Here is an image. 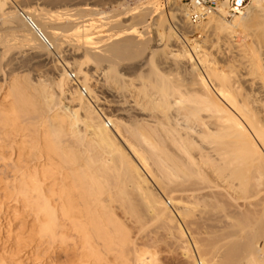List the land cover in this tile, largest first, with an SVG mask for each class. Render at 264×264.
Listing matches in <instances>:
<instances>
[{
  "label": "bare ground",
  "instance_id": "obj_1",
  "mask_svg": "<svg viewBox=\"0 0 264 264\" xmlns=\"http://www.w3.org/2000/svg\"><path fill=\"white\" fill-rule=\"evenodd\" d=\"M98 1L48 0L65 8L60 15L30 7L32 0H0V55L11 53L12 61L26 55L49 61L62 55L64 45L79 55L63 67L51 60L57 76L50 86L15 79L8 88L12 108L0 106L4 129H15L23 118L27 131L38 137L28 143L31 164L21 154L28 148L25 139L18 151L11 148L17 159L0 147L3 183L34 218L35 238L68 254L63 263L56 257V264H156L157 247L144 239L147 246L141 248L136 238L149 214L179 243L190 264H264V0H251L246 12L231 20L212 14L197 27L191 26L183 6L174 14L185 32L179 39L158 15L157 1L136 0L131 6L112 0L120 10L112 15L99 9ZM21 10L57 53H48L50 47ZM54 18H62L64 26L52 27ZM152 27L159 44L149 51ZM189 33L200 34V42L190 41ZM236 34L244 37L238 53H230ZM190 44L188 51L185 45ZM138 54L145 70L141 83L152 88L129 111L143 116L132 115L129 122L96 111L93 99L99 98L90 80L98 73L87 71L101 70L110 85L116 76L118 81V64ZM160 59L171 73L182 75L179 88L170 72L168 78L159 75ZM72 68L82 79L75 85L81 84L90 97L84 98L78 87L72 90L67 72ZM8 169L14 170L10 177ZM209 205L218 229L213 238L208 236L211 241L201 237L208 226L199 215ZM135 223L139 236L133 233ZM221 246L225 252L218 253ZM5 260L0 264H18Z\"/></svg>",
  "mask_w": 264,
  "mask_h": 264
},
{
  "label": "rangeland",
  "instance_id": "obj_2",
  "mask_svg": "<svg viewBox=\"0 0 264 264\" xmlns=\"http://www.w3.org/2000/svg\"><path fill=\"white\" fill-rule=\"evenodd\" d=\"M9 1H11L10 3H13V0H9ZM96 1H98V0H96ZM101 1L102 0H99L98 1V3H99L98 4V8L101 9V10H103V11H105V13H108L109 12L108 14L109 15H112V14L118 13L120 11V10H118L119 8L117 6H114L115 3L112 2V0H108V1L107 0H104V2H101ZM109 1H111L112 3L109 2ZM120 1H122V0H117V2H120ZM153 1H157L159 3V5H160L159 11H158V15L160 14V15H162L165 18L167 24H169L172 27V29H173V31L175 33V36L178 39L179 38H182L183 37V33H185V32H183L180 29V26L178 25V23L175 22V20H174V14L178 13L179 12V9L184 6V4H185L184 0H153ZM135 2H136V0H126V4H129L131 6H134L135 5ZM53 5H52V3H49L48 0H32V3L30 5V7H34V6L37 7L38 6L39 8L41 7V8H44L46 10L49 9V11L52 10V13H57L55 11L58 10V11H61L59 13L60 15L65 13L64 11H62L63 8H64L63 6H62L63 8H60L57 5H56L57 6L56 7L55 4H53ZM20 8H22V7L20 6ZM184 9H185V7H184ZM61 19L62 18H60V19L59 18L58 19L57 18H54V21H56V22H53L52 27L54 26V27H56L58 29L60 28V26L63 27L64 25H62V22H61L62 20ZM205 22H207V20H205ZM57 23H58V25H56ZM190 24L193 27H197L198 25H201L202 23L197 24V25H194V24H192L190 22ZM106 28L103 29V30L106 33H111V31L110 32H107L108 30ZM147 36L149 37V41H150L149 42L150 45H149V48H148L149 51H150V49L151 48H154V46L156 44H159V41L157 42V40H159L158 32H157V30H155L154 27H152L151 32ZM200 36H201L200 34L198 35L196 33H192V34L189 33L188 34V39L190 41H196L197 43H199L200 42L199 41L200 40V38H199ZM243 37H244V34H236V35H234L230 53H234V52H237L238 53V50H239L238 44L242 42ZM190 46H192V45L191 44L188 45V46L185 45V47L187 48L188 51L191 48ZM64 47H65V45H64ZM64 47L62 46V48L60 50L61 51L60 54L62 53V55H60V57H58L55 60H54V58L51 59L54 62V64L55 63H59L60 66H62L65 62L72 61V59H75V57H79V55L76 54V53H74L70 49V47H66L67 49L66 48L63 49ZM68 48H69V50H68ZM48 53L50 55H54L55 54V53L52 54L51 51H49ZM190 53H191V51H190ZM138 55H135V57L133 59H131V58L128 59L127 61H125V63L121 62V63H119L120 65L118 64V67L116 68V70L118 69L117 70V73H119V74L116 73L118 75V81H116L117 80V76H116V78H115L116 80L113 81V79H112V83H110V85H109V83H107L105 77H103V74L102 75L100 74L102 72L101 70H100L101 71L100 72L99 70L91 67L92 70L87 71V72H89L90 75L92 74V72H95V71H97V73H98L96 75L94 74L97 79L95 77H93V78L91 77L92 79L90 80L91 81L90 82V85L94 89V91L96 92V94H97V96L99 98L98 100L97 99L96 100L93 99L95 103L93 102L92 105L95 106L96 111H98V112L100 111L103 115H105L107 117L109 116V118H115V117L118 118L120 116V118L124 119V121H129V122H131V120L133 121V119H134V118H132L133 116L134 117H139V116L142 117L143 116L142 114L139 115L137 112L134 113L132 110L131 111L133 113H131V111H129L130 110V107L129 106H131V108H133V106L135 105V103L136 102H139L141 99H143L145 97V95H146V92L149 91V90H151V88H152V85H151V87L148 86L147 87L148 90H147V88L145 89V86H143L142 83H141V80L139 78V75H140V73H142V71H145V70L143 68L144 65L142 64L143 63V56L140 55V54H138ZM5 56L0 55V61H1L0 62V106H1V104H3V106H1V107H3V109L6 110V111H9L12 108V105H13V102H14V100H13L14 98L10 96L11 95V90H9L8 88H10V84H12V82L15 79H18L19 81L22 80L21 82H23L24 79L27 77V80L30 81L31 83H35V85L36 84L38 85V84H40V82H42V84H45V85H49L50 86V84L52 85L53 80L57 76V74L55 73V71L53 69V64H52V61L51 60H49V61H42L41 62V60L36 59L35 57H33V55L32 56L26 55L24 57L25 59L22 58V59H20L21 61L18 60L19 61L18 62L16 60L12 61V54L11 53L10 54L8 53L7 56H6V58H5ZM140 56H141V59L139 58ZM3 57H4V59H3ZM105 64L103 65V67L106 68L107 65H105ZM157 64L159 66V68H158L159 69V73H160L159 75L161 77L162 76L163 77H166L167 76L166 78H168V75L171 73V70L169 68H165V65L163 63H161V59H160V61ZM165 69H166V71H165ZM18 70L21 71L22 73L19 72ZM30 70H32V71L30 72ZM72 71H73V73H76L75 69H73V68L72 69H69V70L67 69V72H72ZM16 72H17V74H16ZM20 73L21 74H24V75H21ZM176 73H177V71H172V73L169 76V79H171V80L173 79L172 81H173L174 85L177 88H179V86H177V85H179V76L182 78V75L180 73H179L180 75L178 73L176 75ZM120 74H122L123 77H124L122 80H121V78L119 76ZM174 74L176 75V77H175ZM172 75H173V77H172ZM8 77H10V78H8ZM20 77H21V79H20ZM181 78H180V81L183 79V78L182 79ZM79 80H82V79H79ZM117 84H119V85H117ZM181 85H182V82L180 84V88H181ZM184 85H186V87L189 86V84H188L187 81L184 82ZM70 86H71L72 90L76 89V86H74L73 84H70ZM186 87H185V89H186ZM52 89H54V88H52ZM120 89H122V90H120ZM118 93H120V94L118 95ZM124 99H127L126 104H125ZM113 102H115V103H113ZM121 103H122V105H121ZM121 107H122V109H121ZM121 112H122V114H121ZM127 113L131 114V116L129 114L127 115ZM0 121H1V124H0V134H1L0 135V143L3 140V142L0 145V147H1V151L4 154H6L7 156H9L10 153H12L10 156H12V158H16L15 151H12L13 149L11 150V148L14 147V149L16 151H18V148L20 149V146L21 147L23 146V145H21L22 143H24V142L27 141L26 142V144H27L26 148H27L29 142L36 140L35 138L37 136L35 137V136H33L34 133L31 134L30 131H27L26 125L27 126H29V125H28L27 121H25L23 118L20 119V120H18V123L16 124L15 129H14L13 125H11V126L10 125H8V126L6 125V127L4 129V126H1V125H4V124L2 123V120H0ZM19 121H20V124L21 123H23V124L19 125ZM16 122H17V120H16ZM24 123L25 124L27 123V124L25 125ZM128 125H129V123H128ZM80 127L82 128V125H80ZM22 130H23V132H22ZM8 133H9V136H8ZM24 133H26V134H24ZM28 134H30V136ZM22 139L23 140L25 139L26 141L25 140L22 141ZM37 140H38V137H37ZM19 142H21V143H19ZM4 143H6V144H4ZM2 144H4V145H2ZM23 148H24V150L26 149L25 146ZM8 149L10 151H8ZM28 149H29V147L26 149V151L24 153H21V154L24 156L23 157L25 159L24 162L25 163L26 162H29V164H31L30 163L31 162V158L27 159L28 157H30L29 156L30 155L29 154L30 152H28L29 151ZM27 153H28V155H27ZM25 154L27 155V157H25L26 156ZM17 156H18V154H17ZM26 159H27V161H26ZM23 163H19V164H23ZM11 170L12 169L6 170V172H8L7 175L8 174L10 175L9 171L10 172H14V170H12V171ZM1 174L2 173H0V179H1L0 182L2 181L0 183V210L1 209L2 210L0 211L1 212L0 213V257H2V258H0V259H3V257H4V260L7 259V262H10V260L12 261L13 259H15L13 261H15L16 263L18 262V264H56L59 261L62 262V263L64 261H66V259L68 258V254L65 253V251H62L59 247L57 249L56 248H50V246H47L49 244L42 243L43 241L41 242L39 240L40 238L38 236L35 238V236L38 235V234L36 232H34V231H36V229L33 228L35 226V224H33L34 218L28 213L29 211L26 209V207H24L23 203H21V202L17 203L16 201L13 200L14 197H12L7 192L8 190L10 191L11 189H6V185L7 184L4 185L5 182L3 183V180H2L3 179V176L5 177L6 174H4V173H3L4 175H1ZM11 175H12V173H11ZM175 184H174V186H175ZM168 185L170 186V188H172L171 187V184H168ZM168 185L166 187H168V189H169V186ZM174 186H173V188H174ZM7 187L10 188L9 186H7ZM7 196H9V197H7ZM202 208H204V207H202ZM202 208H199V209H202ZM204 209H205V210H203L204 213L201 212L199 215L202 214L201 218H203V217H205V218L200 219V220L201 221H205L204 223L207 222L206 225L208 227L206 226L207 227V230L206 231L204 230V232H203L204 234H202L201 237H202L203 240H207V239H209V237H212L213 238V233H215L218 229H216L217 223L214 220L215 218L212 219L213 216L215 217V212L212 209V207H210V205H209V207L207 206ZM198 213H199V211L197 212V214ZM145 218H146V220L148 222H145L146 224L143 227L144 230L142 229L143 232L141 234H140L141 229H139L140 226L137 225L136 223L133 224L134 225V228H136V231L133 229V227H132L133 225L132 224H131L132 226H130V227L132 228V230L135 231V232L133 231L134 234L135 233L137 234V231L140 234L141 239L139 238L140 237L139 234H137L139 237H136V238H137V242H139L138 245L140 244V247L141 248H142L141 245H144L145 243L146 244H149V245H152L153 244L154 247H157V251H159V252L156 251V253H157V263L156 264H190V262L187 261L186 257L181 252L182 250L181 249H178V247L180 246L179 243L177 241H173V239L171 240L169 238L170 236H169V234H167L168 231H163L164 229H161L162 227H160V223L159 224L158 223H154V221L149 220L150 219V215L149 214H147V217L145 216ZM145 218H144V220H145ZM192 220L193 219H191V221ZM200 220H198V222ZM191 221H189V222L192 223L194 220L192 222ZM195 221L197 222V220H195ZM213 222H214V225L215 226L213 225ZM156 224H158V225L155 226ZM199 226H202V224L201 225L199 224ZM157 227H159V228H157ZM201 228H203V226ZM203 229H200V231L202 232ZM210 231H211V233H210ZM31 232H32V234H31ZM207 232H209V233H207ZM35 233H36V235H35ZM195 236L198 237L199 235H195ZM168 238L170 240H168ZM204 238H206V239H204ZM144 239H145V243H144ZM262 240L264 241V237H263ZM155 241H157L158 243L155 242ZM209 241H211V239H209ZM225 241H227V240H225ZM141 242H142V244H141ZM223 242L224 241L222 240V243ZM167 243H169V244H167ZM146 244L144 246H147ZM227 244H229V242L226 243V245ZM226 245L224 244V245H222L223 248L221 246L219 250L217 249L218 250V253H221V251L223 252L224 250H226V248H227ZM221 248L224 249V250H221ZM217 250H216V252H217ZM13 256H14V258H13ZM56 257L58 258L59 261H56V259H55ZM11 258H13V259H11ZM222 264H224V262H222Z\"/></svg>",
  "mask_w": 264,
  "mask_h": 264
},
{
  "label": "built area",
  "instance_id": "obj_3",
  "mask_svg": "<svg viewBox=\"0 0 264 264\" xmlns=\"http://www.w3.org/2000/svg\"><path fill=\"white\" fill-rule=\"evenodd\" d=\"M185 10L189 21L194 24H200L212 14H222L226 19H233L244 14L249 7L251 0H184ZM222 11V12H221ZM22 17L28 22L30 28L37 34L38 38L50 47L52 54L57 53L53 45L50 43L46 35L36 26L29 15L23 10L20 11ZM70 84L76 86V74L68 72ZM79 92L84 98L90 97L89 92L80 84L78 86ZM108 127L111 125L108 121Z\"/></svg>",
  "mask_w": 264,
  "mask_h": 264
}]
</instances>
